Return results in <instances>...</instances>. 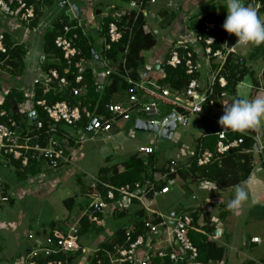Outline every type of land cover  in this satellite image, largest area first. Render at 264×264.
<instances>
[{
	"label": "built area",
	"instance_id": "obj_1",
	"mask_svg": "<svg viewBox=\"0 0 264 264\" xmlns=\"http://www.w3.org/2000/svg\"><path fill=\"white\" fill-rule=\"evenodd\" d=\"M40 1L0 0V13L8 19L11 26H24L23 35L25 36L31 31L29 23L34 19L35 9L37 8L36 3ZM155 1L128 0L127 9H110V14L108 15L110 20L102 37L101 50L99 53L93 50L92 54L94 56L92 58H86L76 45L79 36L76 29L80 27L81 32L85 34L82 25L78 22L63 25L62 32L54 39V46L61 52L62 61L65 63L62 74L56 68L44 70L42 65L38 66L35 72L39 73L31 76L30 83L24 85L21 89L25 97L24 103L16 105L13 113L18 116L26 115L28 117L29 112H34L37 118L34 122H30L34 124V130H39L43 127V123L38 119L35 107L41 108L48 118L45 145H40L38 142L30 144L32 136L29 133L31 130L21 127L13 114L8 113L2 107L0 108V158H10L19 162L23 167L28 164L30 159L42 160L45 165L44 170L38 172L35 176L26 178L21 188L27 190L39 189V184L45 179L44 172L46 169H48L46 171H58L65 168L70 162L71 156L68 155L64 146L57 140L58 138L54 136L59 133L60 125L75 127L83 132L75 140L77 144L92 139L93 135L101 134H106L104 140L113 141V137L117 138L119 135H123L122 130H118L114 136L110 135V132L114 130L117 124L131 122V127L134 128V121L137 119L144 121L145 128L160 137L161 133L166 131V135L161 138L170 139L174 130L171 131L170 129L173 124L174 128L177 124L185 127L189 123L191 116H204L216 125L217 132L215 135H217L218 140L213 150H198L196 164L199 167L228 154L232 148H237L243 141L242 138L229 139L226 134L232 131L244 133V130L223 129L218 123L220 117L214 116L215 114L210 112V108L216 102L215 85L218 84L219 87L225 86L226 80L222 73L225 70L226 58L235 46L226 41L220 48H212L215 43V36L212 34L215 30L213 21L205 19L200 28L186 24L184 25V30L179 33L172 35L167 33L164 40L165 51L162 59L149 64L146 63L136 77L131 75L125 65L124 54L127 52V46L117 61H113L108 56L111 46L119 43L124 34H128L127 21L123 23L124 17L128 18L132 12L135 15L142 13L147 21V18L150 17L147 6L155 3ZM263 3L264 1L262 0H248L247 6L255 8L258 13ZM69 9L73 10V7L70 5ZM74 17L72 20L77 21L78 16L74 14ZM157 22L160 23V20L157 19ZM101 24L99 32L102 31ZM146 24L143 27L145 32L156 33L155 30L147 27ZM8 49L5 43V34L0 31V76L2 78H10V75L6 72L9 66H4L8 58ZM58 59L56 58V60ZM41 60L44 61V56H42ZM182 63L186 74L189 75L200 73L201 64H203L206 67L205 79L203 80L200 74L192 77L182 91L171 92L167 87L161 86L158 79L164 76V66L176 67ZM88 71H91L90 74L98 89L101 87L99 90L108 83L109 77L121 78L124 81L123 100L105 104L96 103L93 106L91 104H83L82 98L86 89L85 75ZM1 83L2 92H6L10 85L4 83V81H1ZM38 85L44 91L50 89L68 93V97L66 96L64 100L52 104H47L44 99L34 100L33 97ZM2 99L0 95V105L2 104ZM222 104L227 105L224 101ZM246 131L248 130L246 129L245 133ZM89 133L91 135L87 138L86 135ZM129 135H132V133ZM37 138L38 136H35V139ZM253 139L255 148L261 150L256 134ZM155 150V144H148L139 146L137 153L147 158ZM194 151L195 149L186 154L191 156ZM178 162L177 158H170L165 166L163 175L153 181H136L116 186L108 182L99 181L98 178L97 180L94 179L91 192L89 193L90 202L81 213L80 218L86 217L88 221H96L104 202H111L115 211L117 208L119 210L127 209L134 200L143 209L144 213L160 219V222L156 224L150 221L145 223L152 234H155L159 227H165L168 229V234L172 237L171 241L175 247L167 252L159 251L158 256L160 258L167 256L172 263L176 264L187 255L190 264H204L198 260L197 249L189 239L188 232L190 229L201 231L200 226L193 225L192 216L186 212L181 214L167 213L165 215L154 206L155 199L160 195L169 193L171 186L175 183V178L171 176L178 171L180 167ZM158 180L165 181L159 188L156 186ZM201 183L207 184V182ZM3 184L4 179L0 174V204L7 203L10 199H13V195L14 197L16 196V190H12L10 187L3 193ZM96 186L102 187V190H97ZM211 203L209 202V204ZM200 214L202 215L201 212ZM80 218L67 229H55L44 238L36 240V243L24 255L23 264H39L40 259H45V264H69L66 260L52 256H66L77 250ZM215 232L211 235L209 234V237L213 240L217 236L214 235ZM128 234L129 232H127ZM29 237L31 238L32 235H29ZM259 241L258 237L252 238V242ZM142 243L143 236L138 235L127 247L118 246L111 251L95 249L94 252L100 251L102 253V256L97 258L96 264H147L148 251L143 252L144 256L141 260L137 257ZM209 264H222V262H209ZM257 264H264V260L257 262Z\"/></svg>",
	"mask_w": 264,
	"mask_h": 264
},
{
	"label": "trees",
	"instance_id": "obj_2",
	"mask_svg": "<svg viewBox=\"0 0 264 264\" xmlns=\"http://www.w3.org/2000/svg\"><path fill=\"white\" fill-rule=\"evenodd\" d=\"M33 0H29L31 2ZM48 1V0H45ZM50 1V0H49ZM48 1V2H49ZM264 1V0H262ZM39 5V6H38ZM40 4L37 2V8L35 9L34 19L29 23L30 29L35 27L38 22L40 16H42V12L39 10ZM117 8V7H115ZM209 8V7H208ZM207 9V8H206ZM209 10H199L196 14L192 15L193 21L191 26L200 28L202 26V22L205 19H209L214 22L215 30L213 31V35L215 36V43L212 45L213 49L220 48L222 44L226 41H231V36L223 30L222 24L226 18V8L224 1L214 3V0H211ZM264 13V3L259 9L258 14ZM68 17H65V20L55 21L53 23V27L45 30L43 35V44L41 46V53L44 56V61L42 62V68L44 70H48L50 68H56L60 74H62L65 63L62 61L61 52L55 48L54 39L55 37L62 32L63 25L65 24H75L76 21L71 20L69 23L67 22ZM110 17H107L106 20H103L101 24V36L103 37L105 34V29ZM127 21V33L124 34V37L119 43L113 44L111 46V50L108 56L113 60L117 61L121 56L120 54L124 51L127 46V52L124 54L125 57V65L126 68L130 71L133 77L138 75V72L141 71L146 65L145 57L143 56V52L152 49L156 45L155 37L144 31V25L146 24V18L142 13L135 15L133 12L127 18L124 17L123 23ZM76 32L78 33V40L76 41V45L81 49L82 54L86 58H92L94 54L93 46L89 44L88 37L86 34L81 32V28H77ZM5 43L8 46V58L6 59L4 66L8 65L9 67L6 69L7 74L10 75V78H16L22 75L25 71V57L28 51V45L26 43H18L9 41L8 37L5 34ZM239 46L235 45L233 51H231L225 62V70L223 71V76L225 77L226 83L225 86L219 87L218 84L215 85V95L216 102L210 108V112L215 113L216 111H222L224 108V102L228 105L230 100L235 98L236 95V87L239 83L243 82L244 77L250 76L252 79V84L257 89L262 88L264 90V67L260 69L259 73H256L248 62L244 60V58L239 55L237 52V48ZM258 51V50H257ZM95 53V52H94ZM107 55V54H106ZM5 56V55H2ZM260 58H264V54L259 56ZM56 58H59L56 60ZM251 60H257V57L253 58L251 56ZM248 63V64H247ZM204 67V71H203ZM164 76L158 79V82L161 86L167 87L171 92L174 91H182L189 80L200 74V77L204 80L206 67L201 64V72L196 73L194 75L186 74L184 64H179L176 67H171L168 65L164 66L163 69ZM91 71H88L85 75L86 86H85V94L83 95L82 102L85 105L91 104L92 106L96 103L105 104L108 102H119L122 101L124 89V81L119 77H109L108 83L103 85L102 89L99 90L98 86L94 84V80L91 76ZM2 76H0V95L3 98L2 107L8 113L13 114L14 108L16 105H21L25 101V97L23 92L16 87H9L6 92H2ZM124 91V90H123ZM68 97V93H63L62 91H54L48 90L44 91L40 85L36 87L35 94L33 99L40 100L44 99L47 104H52L57 101L64 100ZM170 107V106H169ZM37 111L38 119L42 121L43 127L39 130H34V124H32L29 118L26 115H17L13 114L14 118L17 120L18 124L24 129H29L31 132L29 133L32 136L30 144L38 142L40 145H45L47 140V134L45 133L48 128V118L44 111L41 110L38 106L35 107ZM223 114V113H222ZM215 116V115H214ZM197 117H200L199 115ZM211 122V121H210ZM212 123V122H211ZM213 124V123H212ZM210 126L202 133L201 136L196 138L194 141V153L191 156H188L184 161L185 164L180 166L178 171L172 175L171 177L176 178L180 177H188L191 181L199 184L201 182L214 183L215 187L220 191L227 190L229 188L235 187L247 180L249 177L252 166H253V151H255V142L253 136L255 135V131L251 128L243 131H232L227 133L226 136L229 139L233 138H242L243 141L239 144L237 148H232L228 154L221 156L218 159H214L212 162L204 166H197L196 158L198 150L208 149L213 150L215 144L218 140L216 125ZM60 127V126H59ZM182 127V126H181ZM60 134L62 131L54 135L57 137L58 141L64 146L66 149L65 143L62 140ZM35 136H38L35 139ZM156 151V150H155ZM29 152V151H28ZM30 153V152H29ZM178 159V158H177ZM7 165L12 164L14 175L17 178V181L24 183L27 177L35 176L38 172L44 170L45 165L42 160H34L30 159L26 166H21L19 162L14 161L8 158ZM111 159L106 158L105 161L109 162ZM179 160V159H178ZM156 162V154H152L147 156V158H143L140 160L136 158V156H130L124 161H121L122 170L118 171L117 165L113 167L103 166L98 174V180L103 182H108L112 185L120 186L126 183H133L136 181L143 182L146 180L153 181V174L157 170L153 167ZM168 163V160L166 161ZM0 166H2L0 164ZM162 173L165 172V168ZM3 177V176H2ZM165 181H157L156 186L159 188L164 184ZM174 183V184H175ZM173 184V185H174ZM172 185V186H173ZM171 186V187H172ZM9 188V184L4 181L2 186V192H6V189ZM97 190H102V187L96 186ZM171 189V188H170ZM73 201L72 198L69 199ZM64 200V203H67ZM8 204L12 203V199H10ZM133 203H137L136 201H132ZM130 203V204H131ZM2 207V204H0ZM136 211L135 216L133 215V222L129 224L127 227L117 228L113 234L111 240L105 241V248L107 250H113L115 247H127L129 243L135 240L138 235L143 236V243L140 245V248H145L146 240L148 237L152 235L149 231L148 227L145 225L147 221H150L153 224L159 223L160 219L155 218L150 215V217H144L145 213L141 207H139ZM114 211V210H113ZM128 210H117L114 213L117 214H126ZM174 209L168 211V213H173ZM175 213V212H174ZM185 213L179 211L177 214ZM186 213L190 214L193 218V225H197L198 213L195 210L187 211ZM99 215V214H98ZM204 224L200 227L201 231H196L195 229H190L188 232L189 239L196 247L198 252V260L202 261L204 264H209V262L217 263L221 261L225 255L226 247L225 245L219 244L216 240H210L209 234H213V225L209 222L210 215L208 212L204 213ZM95 222L88 221L86 217H82L79 221L78 228V236H77V245L79 243L80 236L85 233L89 227ZM203 231V232H202ZM127 232L129 234L127 235ZM149 243H151V237H149ZM152 249V248H151ZM144 251V250H143ZM148 251V247L145 249V252ZM159 251L147 252V264H174L169 258L158 256ZM139 253V252H138ZM82 255V247L78 245L77 250L74 253L68 254L66 256H57L54 255V258H60L62 260H66L69 264H76L79 258ZM102 253L100 251L94 252L89 260L88 264H96L97 258L101 257ZM138 259L141 260L143 258L140 255H137ZM39 264H45V259H40ZM176 264H190L187 255L184 256V259ZM242 264H253L252 262H245Z\"/></svg>",
	"mask_w": 264,
	"mask_h": 264
},
{
	"label": "crops",
	"instance_id": "obj_3",
	"mask_svg": "<svg viewBox=\"0 0 264 264\" xmlns=\"http://www.w3.org/2000/svg\"><path fill=\"white\" fill-rule=\"evenodd\" d=\"M49 1V0H48ZM45 0H41L38 2L40 4L39 10L43 13L42 16L39 18V22L35 27L31 28V31L24 34V26L21 27H13L9 24L8 19L0 13V31L4 32L8 37L9 41L12 42H24L28 45V51L26 56L27 67L25 68L24 73L19 77L20 81L17 84H20L18 89H22L24 85L30 83L31 76H35L39 72H35L36 68L40 66L43 62L41 60L43 54L41 53V46L43 44V35L45 30L50 29L53 27V23L55 21H62L65 20L67 16V22L69 23L72 19L66 14L71 4H75L77 11H78V18L77 21L83 27V30L88 37L89 44L93 46V50L96 53H99L102 47L103 38L99 32L100 24L103 20H106L108 15L110 14V9L117 7L118 10H125L128 8L124 7L123 5L126 3L128 4V0H50L49 2ZM223 2L224 0H214V3ZM244 4L247 6L248 0H243ZM211 0H156L155 3L148 5L147 10L150 13V18L157 24H163L164 29H166V34L171 33L176 34L184 30V25L189 24L191 25L193 18L192 15L196 14L199 10H209L210 9ZM37 4V3H36ZM39 6V5H38ZM209 7V8H208ZM207 8V9H206ZM259 18L264 21V13L258 14ZM157 19L160 20V23L157 22ZM152 22V20H151ZM229 34V33H228ZM231 36L230 44L235 42L237 38L233 34H229ZM23 37H25L23 39ZM6 38V37H5ZM263 44H252L250 47L254 50H258L257 56H262L264 54ZM165 46L160 50L156 51V53L149 58L147 64L152 63L154 61H159L162 59ZM241 50L240 47L237 48V51ZM250 50L245 51V55H242L244 60H247L249 57ZM238 53V52H237ZM239 54V53H238ZM251 58V57H250ZM204 71V67H203ZM18 77L14 78V82L8 81L10 87H16V81L19 80ZM10 80V79H8ZM16 84V85H14ZM249 82L245 83V86L241 90H237L236 88V95L234 99H247V95L249 92ZM261 90V94H255L253 98H264V90L262 88L258 89ZM22 91V90H21ZM123 100V99H122ZM231 102V100H230ZM222 111H216L214 114L215 116L221 117ZM192 117V116H191ZM190 117V118H191ZM193 121L195 123L200 122V118L197 116H193ZM130 123V122H128ZM128 123H119L115 126L114 130L110 132L111 136H114L118 130L124 129V125H128ZM210 126H214L212 123L204 126V129L201 130V133L196 137L202 135V133ZM186 127V126H185ZM259 127V129H258ZM264 127V118H262L261 122L252 127L255 131V134L259 135L261 132V128ZM130 127L127 128V130ZM116 130V131H115ZM59 131H62L60 134L62 140L65 143L66 151L68 155L73 154V149H76L78 145L75 143V140L78 136L82 135L83 132L78 130L75 127H70L66 125H60ZM123 131V130H122ZM124 134V133H123ZM88 135V134H87ZM90 137V136H89ZM106 136H103L105 139ZM124 135L118 136L117 138L113 137V141L117 142L118 144H123ZM196 138H193L190 145L194 144ZM93 139V138H92ZM103 139V140H104ZM91 140V139H88ZM149 140V139H148ZM259 141L260 149L253 151V166L252 171L247 178V180L239 186L245 187L248 192V200L243 202L242 205L235 210H230L227 207V204L230 199L234 196L235 187L229 188L224 191H220L215 187L214 183H199L195 185H191V179L188 177H180L176 178V183L171 187L169 193L162 196H167L171 192H173L175 185H177L178 178L181 184L178 186L181 192L188 194L192 199L191 203L185 205V207L179 206V208L174 209L175 214L179 211L187 212L195 210L198 213L197 225L202 226L204 224V213L208 212L210 215V223L214 226L213 233L217 235L214 240L219 241V244L225 245L226 251L223 259L221 260L222 264H242L245 262H252L253 264H257L259 261L264 260V142L262 143ZM114 144V145H118ZM149 143L141 144L139 146L148 145ZM193 147H187V149H183L182 146L180 149V156L182 157V161L179 162L181 165L185 164L184 160L188 157V152L194 149ZM116 148V146H115ZM156 154V151L154 152ZM136 158L143 160L144 157L140 156L138 153L133 154ZM130 155V156H133ZM256 155V156H255ZM73 156V155H72ZM130 156H127L130 157ZM126 158V159H127ZM157 158V157H156ZM9 160L5 158H0V164L2 166L8 167L7 162ZM122 161V160H121ZM121 161L119 163L121 164ZM165 160L160 167L155 166L156 162L154 163L153 167L157 170L153 174V180L159 178L163 175V170L166 166ZM117 162V161H116ZM114 165H117L116 163ZM112 165V167L114 166ZM118 171L122 170L123 167L116 166ZM48 170V169H46ZM60 170H64L60 169ZM59 171V170H58ZM57 171V172H58ZM52 170L47 171L46 175H50ZM97 180V178H95ZM49 181V182H48ZM47 182L42 181L39 189L36 190H27L25 188H21V183L18 181L14 184L16 187V196L20 202L24 201L25 197H33L37 202H39V198L45 196L47 193L51 191L55 182V179H49ZM93 182L90 184L89 189L85 192L86 196L88 194V190L92 187ZM192 186L196 188L195 193L192 191ZM89 201L90 198L87 196ZM156 200V199H155ZM212 200V201H210ZM88 201V203H89ZM15 200L12 199V203L14 204ZM209 202H212L209 204ZM132 204V203H131ZM137 206H139L136 203ZM209 206V207H207ZM39 209L38 212L40 214L35 213V215L27 216L23 213H19L17 217V221L15 223L7 224L4 223L5 221L0 220V251L4 249L7 253H11L10 248L14 246L16 248V252L13 255L11 260H8L5 257L0 258V264H23V257L28 251V249L36 243V240H40V238H44L48 234L53 232L55 229H67L70 225L74 222L68 221V216L63 214L61 219L58 220H49L47 223L44 222L42 210ZM103 210L107 211L108 214L104 217ZM126 214H115L112 208L111 202H104L102 206L101 213L97 216V220L93 221L91 227L83 233L82 236L79 238L78 245L82 247V255L77 261L76 264H88L89 260L94 253L95 249H104L105 248V241L111 240L113 232L120 227H127L131 222H133V215L135 216L136 211L132 208H127ZM159 210V209H157ZM216 210L215 216L212 214V211ZM160 211V210H159ZM170 211V210H168ZM166 212H161L162 214H167ZM205 211V212H203ZM173 212V213H174ZM202 213V215L200 214ZM77 216V217H76ZM75 221L80 217L78 212L76 213ZM67 217V218H66ZM118 219L120 217L128 218L127 224L117 225L114 226L112 224V220L109 224V218ZM215 220L214 221V218ZM244 222L246 225L251 223H259L262 227L261 232L251 231V233L245 232L243 229L241 231L236 230V226L238 223ZM241 224V223H240ZM17 226V227H16ZM23 229V232L19 231V228ZM14 229V230H13ZM4 230H10L14 234V244L3 243L4 241ZM25 239H23V237ZM29 235H32L30 238ZM87 235V236H85ZM86 237L85 245L82 243V238ZM149 237H151V243H149ZM146 240L145 248L139 249L140 257L144 256L143 252L148 247V251H170L174 246V243L171 241L172 237L168 234V229L165 227H159L158 231L155 234H152ZM253 237H258L260 239L259 242H252ZM210 240H213L209 237ZM173 243V244H172ZM152 248V249H151ZM144 250V251H143ZM228 250V251H227ZM137 254V255H138Z\"/></svg>",
	"mask_w": 264,
	"mask_h": 264
},
{
	"label": "rangeland",
	"instance_id": "obj_4",
	"mask_svg": "<svg viewBox=\"0 0 264 264\" xmlns=\"http://www.w3.org/2000/svg\"><path fill=\"white\" fill-rule=\"evenodd\" d=\"M127 5L128 4L125 3L123 6L127 7ZM146 25L147 27L152 28L156 31V33H152L156 39V45L152 49L143 52V56L145 57L146 62H148L149 58L152 57L156 53V51L165 46L164 40L166 29H164L163 24H156L150 17L147 18ZM232 44L238 45L240 47L241 50H238V53L241 56L245 55V51H251H249V57H247L246 62L249 63H247L248 66L250 65L256 73H259L260 69L264 67V58H260L259 55L257 56L258 51L250 47L252 44H240L236 43V41ZM251 56L253 58L257 57V60H251ZM2 81H4V83H8V81H10L11 83L15 80L14 78L3 77ZM19 81L20 80L16 81L15 83L17 84V82ZM246 82H249V92L247 95V99H251L255 94H261V90H258L257 87H254V84H252L253 82L250 76L244 77L243 82L237 85V90L243 89ZM16 86L19 87L20 84H17ZM193 118L194 117L192 116L189 119V123L186 125V127H181L179 124H177L170 139H163L151 131L135 130L133 127H131V122L128 123V125H124V129H122L124 138H122L123 144L121 145L114 141L103 140V136H106V134L93 135V139L81 142L76 149H73V156L71 155V160L64 168V170H59L58 172L56 170H53L51 174L48 172L50 175H46L47 171L45 170V182H47L49 179L56 180L55 182H53L55 184L49 193H47L45 196H42V198H39V202H37L33 197H25L24 201L20 202V200H18L17 197L15 198L13 195V198L15 200L14 204L4 203L2 204V207H0V220L5 221L4 223H6L7 221V224L12 225L11 223H15L17 221L19 213H23L27 216H33L39 211V209H41L45 223L52 219H54L55 221L61 219L63 214L68 216V221L70 223L75 222V219L77 217L76 213L78 212V214H81L88 204L89 199L86 196L85 192L87 191V189H89L90 184L94 181V179L98 177L100 169L103 166H109L111 168L115 163L117 164V166H120L119 161H124L127 156L136 154L139 145L145 144L147 142L149 144H155L157 157L155 166L157 167H160L165 160H169L170 158H179L180 161H182V157H179L181 149L179 148V146H182V148L185 150L187 149V147H193L194 144L192 146L190 145L192 139L196 138L201 133V130L204 129V126L207 127V125H210L211 123L210 120L204 116H200L199 118L201 120L197 123L193 121ZM128 127L130 128L127 130ZM130 133H132V135H129ZM90 135L91 134L89 133L88 135H86V137L89 138ZM258 139L261 143L262 141L264 142V127L261 128ZM107 157L111 159L109 162L105 161ZM0 174L3 176L4 181L9 184L10 189L15 190L16 187L14 186V184L19 185V183H16L17 178L14 175L12 164H9L8 167L0 166ZM178 179L179 180L177 182V185H175L176 187H174L173 192H171L167 196H158L156 198L154 203L156 209H159L161 212H166L168 210H172L173 208H179V206L185 207V205L191 203L192 199L190 198V196L181 192L180 188H178V186L181 184L180 180H182L180 178ZM190 184L195 185L194 182ZM191 188L195 193L196 188H194V186H192ZM70 198H72L73 201H70ZM64 200H68L66 201L67 203H64ZM131 205L135 210L140 209V206H137L136 203L129 204L128 207L130 208ZM215 213L216 210H213L212 214L214 216ZM38 214H40V212H38ZM103 214L104 217H106L108 212L103 210ZM144 217L150 216L145 213ZM213 219L214 221H216L215 217ZM107 220L109 224H111L112 222L114 226H120L123 224H127L128 222V218L126 217H120L118 219H112L110 217ZM240 223H238L236 226L237 231H241L243 229L245 232L251 233V231L261 232L262 230V227L259 223H251L248 225H246L244 222ZM19 229V231H21L22 233L23 229L21 227ZM12 232L10 230L3 231V243L14 244L15 238ZM85 236L82 238V243L84 245L86 242ZM23 239L25 238L23 237ZM216 242L218 243L219 241ZM9 252L11 253H6L4 249L1 250L0 258L5 257L8 260H11L14 253L16 252V248L12 246Z\"/></svg>",
	"mask_w": 264,
	"mask_h": 264
},
{
	"label": "clouds",
	"instance_id": "obj_5",
	"mask_svg": "<svg viewBox=\"0 0 264 264\" xmlns=\"http://www.w3.org/2000/svg\"><path fill=\"white\" fill-rule=\"evenodd\" d=\"M224 4L226 18L222 28L237 38L236 43H264V21L259 18L255 8L246 6L243 0H224ZM262 118H264V98L232 99L228 105L224 106L218 123L223 129L245 130L258 125ZM90 192L91 188L87 196ZM247 200L246 188L237 185L234 196L229 200L227 207L230 210L238 209Z\"/></svg>",
	"mask_w": 264,
	"mask_h": 264
},
{
	"label": "water",
	"instance_id": "obj_6",
	"mask_svg": "<svg viewBox=\"0 0 264 264\" xmlns=\"http://www.w3.org/2000/svg\"><path fill=\"white\" fill-rule=\"evenodd\" d=\"M71 6L73 7V10H70L68 9V11L66 12V14L71 18V19H74V14H76V16H78V11H77V8L75 6V4H71ZM101 87H99L100 89ZM28 117L30 118V121L31 122H34L36 120V116L34 115V112H29L28 113ZM144 121L140 120V119H137L134 121V129L135 130H139V131H150L148 128H145L144 126ZM173 124V122H172ZM171 131L174 129V124L172 125V128H170ZM154 131V130H153ZM166 135V131H163L161 133V137H164Z\"/></svg>",
	"mask_w": 264,
	"mask_h": 264
}]
</instances>
